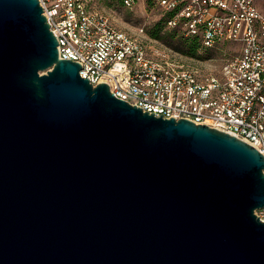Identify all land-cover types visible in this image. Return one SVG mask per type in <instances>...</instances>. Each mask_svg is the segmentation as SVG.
I'll list each match as a JSON object with an SVG mask.
<instances>
[{"label": "water", "instance_id": "95a60500", "mask_svg": "<svg viewBox=\"0 0 264 264\" xmlns=\"http://www.w3.org/2000/svg\"><path fill=\"white\" fill-rule=\"evenodd\" d=\"M48 24L0 0V264H264V155L93 87Z\"/></svg>", "mask_w": 264, "mask_h": 264}, {"label": "built area", "instance_id": "2783aa9c", "mask_svg": "<svg viewBox=\"0 0 264 264\" xmlns=\"http://www.w3.org/2000/svg\"><path fill=\"white\" fill-rule=\"evenodd\" d=\"M38 1L59 58L79 63L93 87L105 84L157 119L206 125L264 155V0H122L170 14L167 26L204 51L220 47L219 70L160 46L144 30L119 29L95 0ZM256 215L264 223V208Z\"/></svg>", "mask_w": 264, "mask_h": 264}, {"label": "rangeland", "instance_id": "374dc122", "mask_svg": "<svg viewBox=\"0 0 264 264\" xmlns=\"http://www.w3.org/2000/svg\"><path fill=\"white\" fill-rule=\"evenodd\" d=\"M95 5L109 16L119 29L132 34L144 30L145 34L160 46L185 55L186 49L182 43L185 38L184 35L180 30L166 26L163 14L158 7L147 3H138L132 8H126L120 0H95ZM156 32L158 36L154 38L153 35ZM218 48L211 52H206L200 48L195 57L185 56L195 61L204 62L206 63L205 66L210 65L207 67L219 70L225 59V53L220 47ZM234 48L230 46L229 53ZM207 56L209 58L206 60Z\"/></svg>", "mask_w": 264, "mask_h": 264}, {"label": "trees", "instance_id": "16d2710c", "mask_svg": "<svg viewBox=\"0 0 264 264\" xmlns=\"http://www.w3.org/2000/svg\"><path fill=\"white\" fill-rule=\"evenodd\" d=\"M121 3H122V0H120ZM147 4H150V3H147ZM123 5V4H122ZM163 17H164V22L167 26V21L169 18H171V15L170 14H163ZM158 36V33L156 32L153 37L156 38ZM182 43L186 49V51L184 52L185 55L187 56H190V57H195V55L197 54L198 50L201 48V44L198 42L197 39H187V38H184L182 40ZM206 52H211L210 50H207ZM209 57L207 56V58H205L206 60L208 59Z\"/></svg>", "mask_w": 264, "mask_h": 264}]
</instances>
